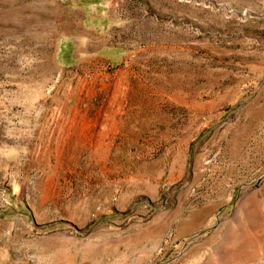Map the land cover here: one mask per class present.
<instances>
[{"label": "rangeland", "instance_id": "obj_1", "mask_svg": "<svg viewBox=\"0 0 264 264\" xmlns=\"http://www.w3.org/2000/svg\"><path fill=\"white\" fill-rule=\"evenodd\" d=\"M0 264H264V0H0Z\"/></svg>", "mask_w": 264, "mask_h": 264}]
</instances>
